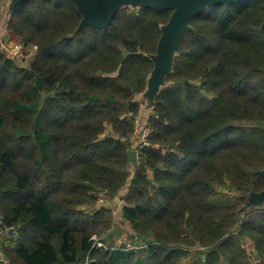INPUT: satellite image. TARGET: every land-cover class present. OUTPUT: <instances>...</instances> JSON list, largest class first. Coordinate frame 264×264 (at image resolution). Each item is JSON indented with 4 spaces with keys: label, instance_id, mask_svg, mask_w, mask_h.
Masks as SVG:
<instances>
[{
    "label": "trees",
    "instance_id": "16d2710c",
    "mask_svg": "<svg viewBox=\"0 0 264 264\" xmlns=\"http://www.w3.org/2000/svg\"><path fill=\"white\" fill-rule=\"evenodd\" d=\"M174 13L123 7L103 29L72 0L14 7L6 39L28 58L0 42V217L21 229L10 264H182L188 246L205 251L194 264H250L244 236L264 264V208L242 214L264 193V0L190 21L129 172L136 97ZM128 181L124 217L145 244L95 247L110 219L98 193Z\"/></svg>",
    "mask_w": 264,
    "mask_h": 264
},
{
    "label": "water",
    "instance_id": "95a60500",
    "mask_svg": "<svg viewBox=\"0 0 264 264\" xmlns=\"http://www.w3.org/2000/svg\"><path fill=\"white\" fill-rule=\"evenodd\" d=\"M22 1L25 0H19L15 4V6ZM72 1L75 2L80 7L81 11L85 16L83 25L92 24L96 27L106 29L113 22L115 15L119 11V9L125 7L126 4L132 0H104L101 2H97L92 6L84 2L83 0H72ZM133 1L136 2L135 5H139L140 7H149L156 11H168V10L175 11L174 16L172 17L170 23L164 30L165 38L163 37L164 41L163 39L161 41V44L163 42V49H162V55L161 57H159V63L156 61V59L159 56V53L158 56L155 58L156 67L158 65L163 67V72L161 74V82H162L164 81L163 76L166 73L165 69H168L169 65L170 68L173 66L174 57L171 60L172 62L171 64L170 61H168L171 55V51H175L176 53L179 43L183 39L184 35L190 30L189 23L194 18V16L202 12L207 6L214 4L230 5V4L238 3L241 0H133ZM160 50H161V45L159 48V52ZM164 58H166V61L164 60ZM152 88L157 89L158 84L155 83L154 86L152 87L150 84V90ZM137 154L138 153L135 150L130 151V159L134 163H136L137 161ZM262 175H264V172H262ZM263 200H264V193L255 194L251 196L250 203L256 204L262 202Z\"/></svg>",
    "mask_w": 264,
    "mask_h": 264
},
{
    "label": "rangeland",
    "instance_id": "374dc122",
    "mask_svg": "<svg viewBox=\"0 0 264 264\" xmlns=\"http://www.w3.org/2000/svg\"><path fill=\"white\" fill-rule=\"evenodd\" d=\"M2 1H5V0H2ZM135 3L136 2L132 0V1L128 2L125 7H129L131 9L141 8L139 5H135ZM6 5H7V3H6ZM0 18H1V15H0ZM6 38H7V36L4 39L0 40L1 46H2L3 41H7ZM163 41H164V39H163ZM11 42H13L15 44H19L16 41L11 40ZM162 49H163V42L161 44V50L159 52V56L156 59V61L158 63H159V57H161V55H162ZM175 56H176L175 51H171V55H170L169 60H168V61H170V64L172 63L171 60L173 59V57L175 58ZM27 58H28V53L24 52L23 56L19 57L18 61H16V62L19 63V65H21V66L22 65L26 66L27 65ZM169 68H170V65H169L168 69ZM168 69H165V70L167 71ZM144 104L145 105L141 108L142 111H140L141 115L139 116V120L141 122L140 126L138 127L139 131H141L143 126L148 123L149 117L152 116V114H153L152 111L154 110V108H150V105L148 102L145 101ZM154 106H155V104H154ZM109 133L110 132H106V135L110 136ZM137 136H138V133H135V136L133 138L134 141L137 139ZM132 149H135V151L138 152V149L136 147L132 146ZM137 158H138V156H137ZM135 170H136L135 163L131 161L130 167H129V172L132 176H133V171L135 172ZM129 184H130V181H128L127 185H129ZM96 193H98V192H96ZM101 193H98L99 198H98L95 209H98L101 207L107 209L110 212V219L111 220L108 218L109 219V227L107 229H105L106 227L105 228L103 227L100 229L101 231H103L101 236L95 235L93 237L94 245L98 248L100 245L107 246V247L112 246L114 248H119L121 246H127L130 248L142 247L145 244L143 241V238L140 237L138 234H136L132 224L128 220H126L124 217V212L122 211V209L125 207V202H123L122 200H119L118 196L114 200V199H110L109 197H107L108 194H101ZM101 200L104 201L103 204H100ZM258 208H264V200L262 202H259L256 204H251L250 201H248V203L242 209V214L243 213L248 214V212H251L253 209H258ZM254 246H255L254 241L249 236L242 237L241 247H242V249H244L246 251V253L251 254L250 258H249L250 264H258V261L256 260V258H258V256L254 255ZM188 247H189V251H191V252H189V254L183 259L182 264H194L199 259L200 253L205 252L204 250H198L199 247H197V246H188ZM102 248H104V247H102ZM253 255L256 257H253ZM222 264H228V262L225 259H223Z\"/></svg>",
    "mask_w": 264,
    "mask_h": 264
},
{
    "label": "built area",
    "instance_id": "2783aa9c",
    "mask_svg": "<svg viewBox=\"0 0 264 264\" xmlns=\"http://www.w3.org/2000/svg\"><path fill=\"white\" fill-rule=\"evenodd\" d=\"M6 0L2 1V4H6ZM2 52L6 54V56L14 61H18L19 57L23 56L25 52V47L23 44H15L11 41H3L1 46ZM141 122L139 117L135 122V133H138L137 139L134 141L133 138L135 134L130 139V143L133 147H136L138 150L144 149L150 145V136L151 129L148 126V123L143 126L142 130L139 131L138 127ZM135 150V149H134ZM104 201L101 200L100 204H103ZM21 239V229L18 225H5L3 219L0 217V264H10L8 258L5 255L4 245H14L17 244ZM94 240V239H93ZM95 246V245H94ZM96 247V246H95ZM104 247L100 245L99 248Z\"/></svg>",
    "mask_w": 264,
    "mask_h": 264
},
{
    "label": "crops",
    "instance_id": "0c3cea01",
    "mask_svg": "<svg viewBox=\"0 0 264 264\" xmlns=\"http://www.w3.org/2000/svg\"><path fill=\"white\" fill-rule=\"evenodd\" d=\"M19 0H7V5H0V40L4 39L7 35H8V22L11 18V14L12 11L15 7V4L18 2ZM84 2H86L89 5H94L97 2H101L104 0H83ZM133 8V7H132ZM136 9V8H133ZM173 71V66L171 68H169L166 73L163 76V80L161 82V74L163 72V67L162 66H157L154 70V72L150 75L149 79H148V86H147V90L142 93L137 95L136 100L140 103L141 108L145 105L144 102H148L150 105V108H154V104L156 101V96L158 95L159 91H161L163 88L168 87L169 84L166 82L165 78L170 75ZM158 84V88H152L150 90V84L151 87L154 86V84ZM151 95V97H150ZM142 111V110H141ZM153 112V111H152ZM152 114V113H151ZM141 115V112H140ZM151 116V115H150ZM150 118V117H149ZM107 132H111V129L109 128ZM133 175H134V171H133ZM133 177V176H132ZM129 187L130 184L125 186L124 188H122L121 190H119L117 193L113 194L112 199H116L118 196L119 200H122L124 202V197L125 195H127L128 191H129ZM101 194H108L107 197L110 198V194L107 192H102ZM122 211H124V208L122 209Z\"/></svg>",
    "mask_w": 264,
    "mask_h": 264
},
{
    "label": "bare ground",
    "instance_id": "6f19581e",
    "mask_svg": "<svg viewBox=\"0 0 264 264\" xmlns=\"http://www.w3.org/2000/svg\"><path fill=\"white\" fill-rule=\"evenodd\" d=\"M164 60L166 61V58H164Z\"/></svg>",
    "mask_w": 264,
    "mask_h": 264
}]
</instances>
